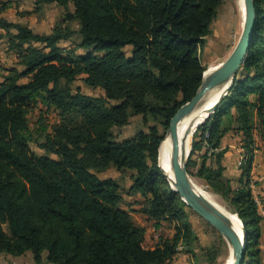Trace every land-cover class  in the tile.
I'll use <instances>...</instances> for the list:
<instances>
[{"label": "trees", "instance_id": "obj_1", "mask_svg": "<svg viewBox=\"0 0 264 264\" xmlns=\"http://www.w3.org/2000/svg\"><path fill=\"white\" fill-rule=\"evenodd\" d=\"M224 2L34 0L32 10L16 11L23 17L55 4L61 15L48 32L0 15V43L14 59L0 63V255L29 254L34 264H167L180 251L196 257L200 248L216 263L226 243L218 235L217 245H200L195 212L162 174L158 149L170 118L201 83V48ZM11 5L1 0L0 12ZM254 6L244 63L193 133L187 164L189 175L241 218L243 264H262L263 216L251 170L257 151L264 154V0ZM75 35L78 44L62 45ZM78 78L103 94L83 92ZM35 109L40 117L32 126ZM48 112L55 120L47 121ZM135 116L143 128L117 138ZM230 133L241 147L234 183L222 163ZM111 167L127 172L130 184L99 175ZM124 195L134 196L127 207ZM136 212L156 230L168 223L171 233L145 246Z\"/></svg>", "mask_w": 264, "mask_h": 264}, {"label": "rangeland", "instance_id": "obj_2", "mask_svg": "<svg viewBox=\"0 0 264 264\" xmlns=\"http://www.w3.org/2000/svg\"><path fill=\"white\" fill-rule=\"evenodd\" d=\"M33 1L34 0H27V2L22 4L21 7L26 8L23 10H32L34 8ZM10 12L11 13H9L8 17H18L19 20L27 23L32 29L37 32H48L55 21L58 19L59 15H61V9L55 4H45L40 11L33 12L23 17L18 16L17 13L14 12V10ZM242 23L243 12L241 0H225V2L219 8L217 18L214 20L211 34L205 38V43L201 48L200 53L202 55L203 63L206 65V69L219 64L229 55L238 40L239 34L242 29ZM79 41L80 37L78 35H75L74 37H72L71 41L62 42V45L74 46L78 44ZM80 52L81 49H77L75 51V53L77 54H79ZM99 54H101V52H99ZM12 62H14V59L11 56L7 57L3 48V44L0 43V63L11 64ZM74 85L78 86L83 92L88 94H103V91L100 88H92L88 86L81 78H78L74 82ZM44 114L47 121L51 122L55 120L54 112H48ZM206 116H208L207 113ZM206 116L199 123H202ZM39 117L40 112L38 109H35L30 113L29 118L32 126L36 125ZM196 126L197 124L194 127L193 133L196 130ZM142 128L143 125L141 122V117L135 116L131 119L128 125L122 127L120 130H116V136L119 139L130 137ZM193 133L191 135L190 145L192 144ZM31 147L38 154L43 152L34 144H32ZM196 158L198 159V157ZM99 175L102 177L115 178L124 187L128 186L131 182V179L127 172L118 171L113 167L109 168L105 172L99 173ZM191 178L200 188L206 190L212 197L214 196V198H216L221 205L225 206L218 196L206 189L200 179L193 176H191ZM133 200L134 196L132 197L124 195V207H127L126 205L128 202H130L131 204ZM190 214L192 218L191 221L194 225V229L197 232L200 245H202V247L204 248L208 247L212 243H216L217 245L219 238L218 235H220L219 232L196 213L191 212ZM133 216L137 222L144 225L146 228V235L144 240L145 246H153L157 242L159 238L158 235L160 233L167 235L172 231V227L168 223H162V228L156 230L153 227V224L147 221L139 213L136 212ZM225 245L226 247H222V249L220 247V249L218 250L215 264H224L226 260H228L229 251L227 244ZM196 251L198 253L196 257L189 253L180 251L176 254L173 261L167 264H209L206 261V256L203 253V249L200 251V248H197ZM0 264H34V262L29 254L20 257L1 254Z\"/></svg>", "mask_w": 264, "mask_h": 264}, {"label": "water", "instance_id": "obj_3", "mask_svg": "<svg viewBox=\"0 0 264 264\" xmlns=\"http://www.w3.org/2000/svg\"><path fill=\"white\" fill-rule=\"evenodd\" d=\"M241 2L244 9L243 23L235 46L222 62L213 66L211 71L207 72L208 68L205 69L195 94L175 111L164 133L162 141L169 139L171 144L169 154V162L173 174L171 180L158 164L171 188L179 194L191 210L213 226L225 240L228 246L230 264H243L244 262L248 238L242 220L237 213L229 211L193 181L187 171L191 145L181 160V146L177 136V127L183 118L202 107L210 98L218 94L214 104L207 111L209 116L216 109L219 101L227 93L240 72L253 37V27L256 19L254 0H241ZM200 124L198 123L196 128ZM231 216H234L240 222L241 239L236 234L234 220Z\"/></svg>", "mask_w": 264, "mask_h": 264}, {"label": "crops", "instance_id": "obj_4", "mask_svg": "<svg viewBox=\"0 0 264 264\" xmlns=\"http://www.w3.org/2000/svg\"><path fill=\"white\" fill-rule=\"evenodd\" d=\"M17 1H18V4L16 5L14 0H12L11 7L0 12V15L10 20H14V21L18 20L19 19L18 17H14V18L8 17L9 13H11L10 11H13V10L16 13L17 10L26 9V8H22L21 5L27 2V0H17ZM222 147L228 148L222 158V163L225 167L224 173L226 176L232 178L233 183H234L235 178H237L240 174L238 163H239L240 155H241V147L238 143V137L232 133L228 134L223 141ZM251 178L254 182V187L252 190L253 196L260 198L262 202V205L258 207V211L263 216L260 247L262 249V264H264V154L260 150H258L255 155L253 168L251 170Z\"/></svg>", "mask_w": 264, "mask_h": 264}, {"label": "bare ground", "instance_id": "obj_5", "mask_svg": "<svg viewBox=\"0 0 264 264\" xmlns=\"http://www.w3.org/2000/svg\"><path fill=\"white\" fill-rule=\"evenodd\" d=\"M242 12L244 13V9L242 6ZM213 67L208 68V71H211ZM218 94L214 95L212 98H210L202 107L194 110L191 114L183 118L179 123L177 127V136L178 140L180 142L181 146V160L187 153L188 149L190 148V140L192 131L196 124H198L205 116L209 108L214 104L215 100L217 99ZM205 145V144H204ZM170 140L166 139L163 140L160 143L159 149H158V164L161 167L164 172H166L170 178V180L173 178L170 162H169V154H170ZM214 198V196H213ZM217 202L218 200L214 198ZM257 207H258V202ZM231 218L234 220V227L236 229V234L239 239L242 238V232L240 230V222L234 217L231 216ZM230 258L226 260L224 264H230Z\"/></svg>", "mask_w": 264, "mask_h": 264}, {"label": "built area", "instance_id": "obj_6", "mask_svg": "<svg viewBox=\"0 0 264 264\" xmlns=\"http://www.w3.org/2000/svg\"><path fill=\"white\" fill-rule=\"evenodd\" d=\"M241 162V158H240V160H239V163ZM251 186H252V188L254 187V183L252 182L251 183ZM254 199H255V202H258V207L260 206V205H262V202H261V200H260V198H258V197H254ZM259 212V211H258ZM260 213V212H259ZM261 214V213H260ZM262 215V214H261Z\"/></svg>", "mask_w": 264, "mask_h": 264}]
</instances>
